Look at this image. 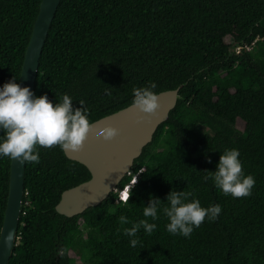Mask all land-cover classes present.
<instances>
[{"label": "trees", "instance_id": "16d2710c", "mask_svg": "<svg viewBox=\"0 0 264 264\" xmlns=\"http://www.w3.org/2000/svg\"><path fill=\"white\" fill-rule=\"evenodd\" d=\"M40 1L0 0V87L18 83ZM153 82L155 93L178 88V98L117 185L142 169L128 204L115 203L112 191L80 215H58L61 192L89 173L59 147L38 148L39 163H24L8 264H77L69 253L79 264H264V0H59L34 96L55 104L67 94L74 108L83 100L93 122L132 104L133 89ZM233 148L255 179L249 197L225 196L206 179ZM9 161L0 157V226ZM173 190L221 212L187 238L172 235L162 209ZM151 198L162 202L156 220L143 216ZM142 219L157 227L151 235L141 228L133 248L123 228Z\"/></svg>", "mask_w": 264, "mask_h": 264}, {"label": "clouds", "instance_id": "9594fccd", "mask_svg": "<svg viewBox=\"0 0 264 264\" xmlns=\"http://www.w3.org/2000/svg\"><path fill=\"white\" fill-rule=\"evenodd\" d=\"M155 88L156 84L153 82L146 87L133 89L132 108L142 114V119L155 116L160 108L158 95L153 91ZM84 104L81 100L80 107L74 108L73 101L67 94L62 96L61 102L53 104L47 95L34 96L28 87H21L14 78L4 83L0 87V132L3 133L0 138V157H8L21 164L39 163L38 148L59 147L66 153H76L83 149L92 132L106 142L119 135V129L110 125L94 128ZM239 156L237 149H225L219 157L217 170L207 171L206 177L211 179L225 196L230 195L237 199L251 196L255 186L254 177L244 174ZM136 183L137 179L126 189L121 197L122 203L128 204L131 189ZM192 196L193 193L184 190L168 193V206L163 207L162 211L169 220L166 230L170 234L187 238L206 218L215 221L220 214L219 204L205 208L198 199L189 201ZM161 203L159 199L151 198L143 208V216L156 220ZM119 223L125 225L129 220L121 215ZM156 227L155 223L142 219L132 223L130 228H123V233L132 237L130 245L135 248L139 244L136 238L139 230L142 228L146 234L151 235ZM7 239H11V233ZM59 254L63 255L62 249Z\"/></svg>", "mask_w": 264, "mask_h": 264}, {"label": "water", "instance_id": "95a60500", "mask_svg": "<svg viewBox=\"0 0 264 264\" xmlns=\"http://www.w3.org/2000/svg\"><path fill=\"white\" fill-rule=\"evenodd\" d=\"M59 0H41L33 21L19 72L18 84L32 92L40 53ZM160 108L155 116L142 119L132 104L93 121L94 128L112 126L119 135L112 141L90 133L80 152L63 155L85 167L89 179L61 192L54 211L71 218L104 201L114 192L142 149L151 142L156 128L167 120L178 98V88L159 93ZM24 164L10 159L6 203L0 226V264H8L16 240V230L23 195ZM11 233V239H7Z\"/></svg>", "mask_w": 264, "mask_h": 264}, {"label": "built area", "instance_id": "2783aa9c", "mask_svg": "<svg viewBox=\"0 0 264 264\" xmlns=\"http://www.w3.org/2000/svg\"><path fill=\"white\" fill-rule=\"evenodd\" d=\"M239 49H240L239 47H235L234 51L238 52ZM245 49L248 50V48H245ZM141 171H142V169H140L136 174L130 176V179L122 186V188H120L119 190H115L114 191V192H116L115 203H117V202H121L122 203L121 197L125 194L126 189L128 187H131L135 183L136 177ZM127 175H130V172Z\"/></svg>", "mask_w": 264, "mask_h": 264}, {"label": "rangeland", "instance_id": "374dc122", "mask_svg": "<svg viewBox=\"0 0 264 264\" xmlns=\"http://www.w3.org/2000/svg\"><path fill=\"white\" fill-rule=\"evenodd\" d=\"M225 41H226L227 43H229V42H230V39H229L228 37H226V38H225ZM116 190H117V189H116ZM78 224H79V226L81 225V221H80V220L78 221ZM69 256H70L71 258H74V260L76 261V263L79 264V261L77 260V258H75L71 253H69Z\"/></svg>", "mask_w": 264, "mask_h": 264}]
</instances>
